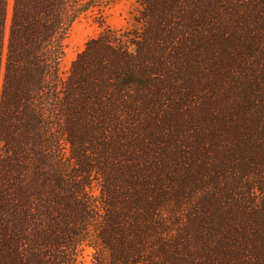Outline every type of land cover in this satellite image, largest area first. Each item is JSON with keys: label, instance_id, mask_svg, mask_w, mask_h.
Instances as JSON below:
<instances>
[{"label": "trees", "instance_id": "trees-1", "mask_svg": "<svg viewBox=\"0 0 264 264\" xmlns=\"http://www.w3.org/2000/svg\"><path fill=\"white\" fill-rule=\"evenodd\" d=\"M116 1L0 0V264H264V0H136L61 78Z\"/></svg>", "mask_w": 264, "mask_h": 264}, {"label": "rangeland", "instance_id": "rangeland-1", "mask_svg": "<svg viewBox=\"0 0 264 264\" xmlns=\"http://www.w3.org/2000/svg\"><path fill=\"white\" fill-rule=\"evenodd\" d=\"M11 1L9 0V6ZM139 12L140 6L136 0H118L100 11L87 13L76 19L64 40V55L59 65L61 78L67 75L71 62L88 40L95 38L104 29L117 31L129 28ZM93 192L96 193L95 190ZM79 259L80 264H90L91 250L84 248Z\"/></svg>", "mask_w": 264, "mask_h": 264}]
</instances>
